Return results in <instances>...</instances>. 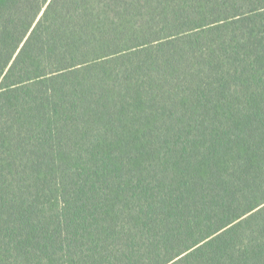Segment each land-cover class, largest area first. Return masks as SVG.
I'll list each match as a JSON object with an SVG mask.
<instances>
[{
    "label": "trees",
    "instance_id": "1",
    "mask_svg": "<svg viewBox=\"0 0 264 264\" xmlns=\"http://www.w3.org/2000/svg\"><path fill=\"white\" fill-rule=\"evenodd\" d=\"M0 264H264V0H0Z\"/></svg>",
    "mask_w": 264,
    "mask_h": 264
}]
</instances>
